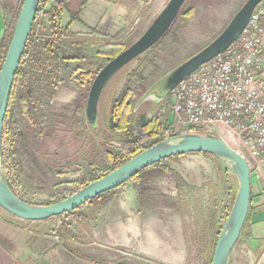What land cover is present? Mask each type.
Segmentation results:
<instances>
[{
    "label": "rangeland",
    "instance_id": "374dc122",
    "mask_svg": "<svg viewBox=\"0 0 264 264\" xmlns=\"http://www.w3.org/2000/svg\"><path fill=\"white\" fill-rule=\"evenodd\" d=\"M24 1L15 0L18 5L17 21ZM247 1L188 0L170 32L154 48L119 72L108 84L99 104L100 126L97 130L92 129L87 117L89 93L99 72L114 59L99 57L97 53L104 49L110 55L116 54L123 48L130 47L136 41V36L144 33L138 32L133 37L129 36L113 47H109L104 41H92V45L82 42L87 57L81 63L50 64L44 61L45 69L54 71L62 82L56 83L48 79L37 82L34 86L36 91L32 117L40 130L33 126L18 108V94L23 81L19 80L7 120L11 129V165L21 183L18 196L31 205L56 204L76 193L77 182L87 181L92 174L102 176L112 172L115 162L109 153L117 154L118 145L113 142L117 135L111 131V115L117 101L126 91H131L137 105L143 94L159 79L213 43ZM67 2L68 0L65 1V8ZM14 30L10 31L11 39ZM95 43L103 44L96 47ZM40 57L43 58L41 53ZM43 59L46 60V57ZM77 68L91 72L89 83L80 84L79 73L71 75ZM24 81L31 85L36 82ZM135 112L138 118H165L168 102L157 104L149 101ZM216 161L218 164L220 160ZM221 163L223 170L216 173L210 172L211 169L205 164L183 156L175 161L166 160L160 163V168L171 167L178 175H184L190 181L191 178L195 179L194 182L191 181L193 193H190L195 202L188 201L187 204V201L174 196L179 182L174 174H168L152 184L153 193L143 199L138 208V191L134 183H129L119 189L104 209L101 208L102 205L85 206L80 212L65 214L47 223L55 225L53 231L63 224L67 225L76 236L75 247L81 253L101 257L105 250L103 247L106 243V223L126 220L130 217L128 213L141 216L146 221L157 217L167 219L175 211V215L182 217V224L186 228L189 225L188 220L194 218L193 227L198 229L191 230V235L189 232V254L185 257V263L212 264L208 254L211 256L221 229L218 227L212 231L211 224L216 216L217 220L221 218L219 224L224 225L235 201H232L231 197L232 187L234 183H239L233 171ZM172 208L175 209L171 210ZM245 231L246 226L232 253L233 264H253L248 256L239 252L245 246ZM130 252L133 251L127 253ZM236 253H239L240 257L235 262Z\"/></svg>",
    "mask_w": 264,
    "mask_h": 264
},
{
    "label": "crops",
    "instance_id": "0c3cea01",
    "mask_svg": "<svg viewBox=\"0 0 264 264\" xmlns=\"http://www.w3.org/2000/svg\"><path fill=\"white\" fill-rule=\"evenodd\" d=\"M168 1L68 0L62 25H70V39L78 43L75 44L79 45L78 49L85 50L81 42H89L90 45L93 44L92 41L120 44L125 38L133 37L138 32L145 33ZM17 9L15 0H0V62L10 38V31L15 28ZM142 35L136 36L135 40ZM100 44L95 43L94 46ZM183 157L205 164L211 169L210 172L223 170L221 161L217 164L216 160L219 159L215 157L201 154H188ZM177 158L180 157L168 161H175ZM181 178L182 180H178L174 196L187 201V204L188 201L195 202L190 197V193H193L192 182L195 179L191 178V182L184 175ZM239 185L240 183H234L232 187V201L236 200ZM142 202L140 198L139 201L136 200L137 208ZM172 213L167 219L157 217L148 221L128 213L130 217L126 220L104 224L105 250L102 256L98 257L81 253L75 247L77 238L72 232L73 238L67 235L64 227L67 225L63 224L53 231L55 225L47 223L49 220L24 221L0 207V264H186L189 232L191 235V230L198 229L193 227L194 218L188 220L189 225L186 228L182 224V217L175 215V211ZM197 221L199 223V219ZM220 221L221 218L217 220L215 216L210 229H222ZM243 239L245 246L239 252L248 256L253 264H264V167L260 171L252 172L251 209ZM128 251L133 252L128 254ZM236 254L235 262L240 257L239 253ZM244 255L241 256L245 257ZM229 264H233L232 254Z\"/></svg>",
    "mask_w": 264,
    "mask_h": 264
},
{
    "label": "water",
    "instance_id": "95a60500",
    "mask_svg": "<svg viewBox=\"0 0 264 264\" xmlns=\"http://www.w3.org/2000/svg\"><path fill=\"white\" fill-rule=\"evenodd\" d=\"M262 1L248 0L213 43L153 84L138 101L135 111L149 101L163 103L188 76L230 48L239 39L254 10ZM40 2L41 0L24 1L0 70V207L24 221H48L74 212L102 194L120 188L144 170L164 160L188 154H208L231 169L240 183L236 200L220 231L212 259V264H229L249 217L252 172L247 159L219 137L186 134L163 140L56 204L31 205L11 190L4 170L5 121L16 76L33 32ZM187 2L188 0H169L146 32L99 72L91 86L87 104V117L93 130L100 126L99 104L108 84L119 72L154 48L169 33Z\"/></svg>",
    "mask_w": 264,
    "mask_h": 264
},
{
    "label": "built area",
    "instance_id": "2783aa9c",
    "mask_svg": "<svg viewBox=\"0 0 264 264\" xmlns=\"http://www.w3.org/2000/svg\"><path fill=\"white\" fill-rule=\"evenodd\" d=\"M55 3L40 2L32 32L40 40L50 38L43 23ZM166 101L163 140L219 137L247 159L251 172L264 167V0L239 39L188 76Z\"/></svg>",
    "mask_w": 264,
    "mask_h": 264
},
{
    "label": "trees",
    "instance_id": "16d2710c",
    "mask_svg": "<svg viewBox=\"0 0 264 264\" xmlns=\"http://www.w3.org/2000/svg\"><path fill=\"white\" fill-rule=\"evenodd\" d=\"M65 1L66 0H56L55 5L47 12L46 20H44L43 23V28L45 34L50 36V38L47 40H40L39 38H36L34 34L31 35L21 66L16 76L13 92L11 94L7 117L5 121V128H4L3 154H4L5 176L9 187L16 195H18V190L21 186V183L19 181L17 174L15 173V170L11 165L12 155H11V150L9 148V136L11 133V129L7 120L11 112L12 103L14 101L17 82L19 80H23L21 84V89L18 94V108L33 126L39 128L32 117V108L35 106V91H36L34 86L36 85L37 82L38 83L44 82L48 79L56 81V83L62 82L59 79V77L55 75L54 71H49L45 69V67L43 66V62L44 61L50 62V64L51 63L69 64V63H74L76 61L85 60L87 57V53L84 49H78L74 47L76 42L70 39L71 37L70 25L67 26L62 25L63 14L65 11ZM11 40L12 39L10 37L7 41L5 50L1 55V62H0L1 67L7 55ZM107 45L109 47H113L115 44H107ZM117 45L119 44H116V46ZM125 49L126 48H123L122 50L118 51L116 54H112V55L108 54L103 49L99 51L97 55L99 57H108L109 59H113ZM40 53L43 55V58L46 57V60L40 57ZM29 67L30 70H28ZM74 73L75 74L79 73V78L81 80L80 84L82 85H85L86 83H89L91 81L90 71L84 72L83 69L77 68L75 72H71V75H73ZM24 80H28V81L34 80L36 82H34V85L33 84L31 85L28 84V82H25ZM135 109H136L135 96L132 94L131 91H126L125 95H123L117 101V103L112 109L111 131L117 135L116 137L113 138V142L117 143L118 145L117 154L114 155L112 153H109L110 158H112L113 161L115 162L114 170L125 164L131 158L145 151L146 149L163 141L162 129L164 126V118H157L154 120H148L145 117L138 118ZM201 155L211 156L208 154H201ZM182 156H178V157H182ZM160 163L144 170L143 172H141L136 177H134L129 182L123 185L125 186L129 183H134L135 188L138 191L140 197V202H142L143 199H145L146 197L151 196V194L153 193L152 184L157 179L163 178L168 174H174L177 177V180H182L181 176L178 175L173 169L168 167L160 168ZM109 173L110 172L102 176H97L96 174H92L91 178L88 179L87 181L77 182L78 189L76 193L85 186L89 185L90 183L98 180L99 178ZM120 188L102 194L101 196L88 202L83 207L102 205L101 208L104 209L106 207L105 205L114 199V196L116 195V193L119 191ZM83 207L71 213L80 212V210ZM64 227L66 228L65 232L66 233L68 232L67 235L70 238H73L74 236L71 233V231H69L68 226H64ZM219 233L220 232H218V235ZM216 244L217 242H215L214 244V248L211 256L208 254V257H211V260L214 256Z\"/></svg>",
    "mask_w": 264,
    "mask_h": 264
},
{
    "label": "bare ground",
    "instance_id": "6f19581e",
    "mask_svg": "<svg viewBox=\"0 0 264 264\" xmlns=\"http://www.w3.org/2000/svg\"><path fill=\"white\" fill-rule=\"evenodd\" d=\"M156 102V101H155Z\"/></svg>",
    "mask_w": 264,
    "mask_h": 264
}]
</instances>
